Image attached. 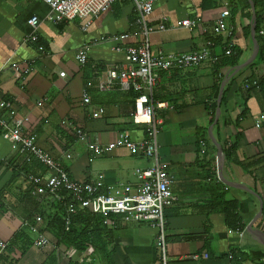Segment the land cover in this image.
<instances>
[{"label":"crops","instance_id":"0c3cea01","mask_svg":"<svg viewBox=\"0 0 264 264\" xmlns=\"http://www.w3.org/2000/svg\"><path fill=\"white\" fill-rule=\"evenodd\" d=\"M231 1L239 0H226L214 10L201 12L199 0H157L149 23L154 25L164 17L166 28L149 36L151 52H191L213 39L216 44L212 50L219 53L230 39L240 49L239 64L245 62L255 50L250 17L245 10L233 15ZM223 10L228 11L222 19L225 30L214 35L211 28ZM48 13V6L37 0H0V99L10 100L16 115L28 119L24 132L33 134L36 144L72 179H101L113 191L135 188L138 180L134 170L149 167L150 160L124 148L92 156L85 143L63 126L65 120H72L84 129L89 141L100 144L112 142L120 133L133 140L144 137V126L131 121L133 100L127 92L117 87H93L89 90L90 104H79L86 81L95 84L110 68L123 65V53L115 49H122L133 39L119 41L116 37L135 30L132 4L118 0L86 30H82L79 18L53 24L46 20ZM32 17L38 22L34 31L26 24ZM185 17L197 18L196 28L175 25ZM260 29L264 31V17ZM32 33L37 38L35 43L26 41ZM255 39V57L237 72L222 67L214 75L213 65L204 62L158 74L153 97L164 104L156 110L158 152L168 164L170 189L176 198L164 210L169 264H264V245L260 242L264 241V60L258 56L259 45L264 43L259 35L256 38L255 34ZM82 48L87 59L80 67L75 54ZM12 64L28 65L31 71L26 78L16 77ZM232 79L224 93L225 103L219 105L218 125L212 126L211 133L220 146L237 137L236 158L246 170L225 162L224 156L219 169L216 148L207 132L212 123L205 105L215 112L221 82H225L223 93ZM252 80L258 87L245 90L244 83ZM99 109L101 117L91 118ZM219 171L231 187L220 181ZM29 175L45 179L48 173L36 160L26 162L16 145L0 136V239L13 247L15 264H68L61 251L38 250L31 244L39 230L54 244L51 227L45 228L52 222L58 202L43 185L31 184L26 178ZM219 191L224 193V200L239 202L238 216L244 225L241 232L227 228L223 214L213 210L219 205L215 198ZM156 234V228L148 223H119L112 229L107 246L113 264H159ZM203 254L207 258H202ZM193 255L198 258L191 259ZM86 262L100 264L91 257Z\"/></svg>","mask_w":264,"mask_h":264},{"label":"built area","instance_id":"2783aa9c","mask_svg":"<svg viewBox=\"0 0 264 264\" xmlns=\"http://www.w3.org/2000/svg\"><path fill=\"white\" fill-rule=\"evenodd\" d=\"M46 4L49 13L46 20L55 24L63 23L79 18L83 21L82 30H86L92 21L100 14L105 13L112 4L118 0H37ZM134 11L133 32L117 35L116 39L125 41L132 38L133 42L116 51L123 53V65L110 68L103 79L97 78L96 83L86 81L80 91L81 106L90 104L89 90L93 87L98 89H109L117 87L119 90L135 94L131 121L134 124L143 125L145 135L140 140H133L128 135L120 133L115 140L106 144L91 142L83 128L72 120H65L63 126L77 141L85 143L86 150L92 156L111 152L116 148H124L129 153H140L151 161V165L144 169H135L134 175L138 180L135 188L125 186L121 191H113L106 186L101 179L77 181L72 179L63 166L58 163L48 152L41 149L33 134L24 132L26 117H19L10 100L0 99V136L16 145L17 152L23 156L26 162L36 160L48 173L45 179L39 176L29 175L26 178L34 186H44L47 194L55 201L64 205L65 230L70 224V217L78 210H86L92 214L100 215L103 224L110 228H116L119 223H148L156 228V249L159 264H169L166 255V220L164 210L176 202L170 186L172 178L167 172L168 164L161 160L158 152V120L156 110L164 106L154 100L153 90L158 81L160 72L184 70L200 63L207 62L215 64L219 56L229 55L233 41H229L227 47L222 48L219 53L213 51V42L207 39L198 50L186 53L167 54L162 50L152 53L149 45V36L153 32L163 31L166 28L165 18L158 20L156 24L149 23V16L153 11L157 0H129ZM225 3L226 0H219ZM228 15L227 10L220 13L211 28L214 35L224 32L225 27L222 19ZM262 16L264 17V5ZM197 18H182L175 23L176 26L193 30L197 26ZM27 26L33 31L38 22L35 17L27 20ZM206 32L205 30H203ZM258 35L264 43V31L259 30ZM36 35L32 33L26 41L33 42ZM86 50L80 49L75 54V60L80 67L86 63ZM11 70L16 77L26 78L31 71L28 65L21 66L12 64ZM1 72V68H0ZM258 87L255 80L243 85L245 90ZM102 115V110L91 113V118L97 119ZM259 126V122L255 124ZM90 160V159H89ZM36 231V229H35ZM37 232V231H36ZM7 243L0 239V255L3 253ZM32 246L38 250H60L55 247L48 238L37 232L32 241ZM197 255L191 259H197ZM202 258H207L206 254ZM231 259V254H228Z\"/></svg>","mask_w":264,"mask_h":264},{"label":"trees","instance_id":"16d2710c","mask_svg":"<svg viewBox=\"0 0 264 264\" xmlns=\"http://www.w3.org/2000/svg\"><path fill=\"white\" fill-rule=\"evenodd\" d=\"M199 10L201 12L210 11L216 9L220 2L219 0H199ZM255 9V34L256 38H258V32L261 28V23L263 20L262 12L264 0H251ZM229 8L231 9V13L235 15L236 12L246 11L247 16H251L250 4L248 0H239L238 2H230ZM213 42V39H209ZM230 41V39H229ZM225 44V48L227 47L228 42ZM34 43L37 42V38ZM223 47V48H224ZM264 44L259 45V58L264 60L263 57ZM240 49L235 44L232 45L231 51L229 55L219 56L218 61L215 64H212L213 74L217 75L219 73V69L222 67H228L233 69L235 66L239 64L240 60ZM251 64L250 66H252ZM249 66V67H250ZM233 79L229 81L223 90L220 106L225 103L224 93L227 91L229 86L231 85ZM216 86V84H215ZM127 94L132 96V100L134 101L135 94L131 91H128ZM205 110L210 114V123H212L214 111L205 105ZM218 122L215 124L217 127ZM222 152L224 156V160L227 163H233L235 165H239L243 170L247 168L241 165V163L236 158V150H237V137L234 140H225L222 145ZM220 184V182H218ZM218 184V185H219ZM218 189H215L217 191ZM219 200V205L213 207V210L218 211L224 216L225 226L232 231L241 232L244 228V225L241 223L240 218L238 216V205L239 202L237 200L227 201L224 200V193L218 192L215 198ZM212 210V211H213ZM64 205L58 203V208L56 214L52 217V222H48L46 226V230L51 227L52 235L54 238V246L57 247L64 256L69 260L68 264H94L86 262L87 257H91L93 260L99 261L100 264H113L111 260V249L107 248L109 241L111 240V232L113 228H110L103 224V218L100 215L92 214L86 210H78L76 214L70 217V224L68 229L65 230L64 224ZM39 233L45 234L43 230H39ZM31 242L27 243L28 247ZM32 244V243H31ZM14 252L12 246H6L3 253L0 255V264H15L16 259L12 256ZM24 252L22 250L21 254ZM79 253L77 258L74 260L73 256Z\"/></svg>","mask_w":264,"mask_h":264},{"label":"water","instance_id":"95a60500","mask_svg":"<svg viewBox=\"0 0 264 264\" xmlns=\"http://www.w3.org/2000/svg\"><path fill=\"white\" fill-rule=\"evenodd\" d=\"M249 4H250V11H251V16H250V34H251V38H252V41L255 45V50L253 51V54L252 56L246 60L245 62L235 66L233 68V70L235 72H237L238 70H240L241 68L245 67L246 65H248L252 60L253 58L255 57L256 55V39H255V9H254V5L252 4L251 0H248ZM225 82H221L220 84V88H219V91H218V95H217V99H216V107H215V112H214V117H213V121H212V124L211 126L208 128V137L209 139L211 140V142L214 144L215 148H216V153H217V160H218V168L220 169L221 166H222V162H223V152H222V148L221 146L215 141V139L213 138L212 136V133H211V128L212 126L217 122L218 120V117H219V114H220V109H219V104H220V99H221V93H222V88H223V85H224ZM218 177L220 179V181L226 185V186H232L229 182L225 181L221 175V172L219 171L218 172ZM261 210L259 211V214H260ZM248 231L252 232V233H255L256 232H253V230H251L250 227L247 228ZM263 245H264V241H260Z\"/></svg>","mask_w":264,"mask_h":264},{"label":"rangeland","instance_id":"374dc122","mask_svg":"<svg viewBox=\"0 0 264 264\" xmlns=\"http://www.w3.org/2000/svg\"><path fill=\"white\" fill-rule=\"evenodd\" d=\"M76 257H77V256L75 255V257H73V259L76 258Z\"/></svg>","mask_w":264,"mask_h":264}]
</instances>
